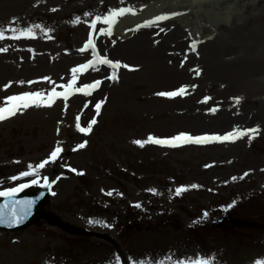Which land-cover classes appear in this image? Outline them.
I'll return each instance as SVG.
<instances>
[{"label":"rangeland","instance_id":"374dc122","mask_svg":"<svg viewBox=\"0 0 264 264\" xmlns=\"http://www.w3.org/2000/svg\"><path fill=\"white\" fill-rule=\"evenodd\" d=\"M150 1L0 0V194L51 187L0 264H264V0L116 30Z\"/></svg>","mask_w":264,"mask_h":264},{"label":"bare ground","instance_id":"6f19581e","mask_svg":"<svg viewBox=\"0 0 264 264\" xmlns=\"http://www.w3.org/2000/svg\"><path fill=\"white\" fill-rule=\"evenodd\" d=\"M248 1L249 0H166L164 2H158L154 0L144 4L145 7L138 14L123 17L117 24L116 30L122 33L124 28L129 31L130 25L135 22H143L146 20L145 23L150 25L155 19L173 15L178 16V18L184 22V25H187L188 20L193 21L190 35L193 40H197L213 32L221 21H229L233 11L245 7ZM149 9L150 15H145L146 11ZM207 13L215 14L216 20H214L213 23H202L203 18L201 17ZM126 46L127 45H124L122 48ZM128 48L129 50L142 51L145 55L147 52H150L151 56L157 59L164 60L165 57V55L160 56L153 54L156 49H163V47L149 46L144 35L135 38L134 43ZM5 67L6 66L0 65V71ZM71 104H77L75 98H73Z\"/></svg>","mask_w":264,"mask_h":264},{"label":"water","instance_id":"95a60500","mask_svg":"<svg viewBox=\"0 0 264 264\" xmlns=\"http://www.w3.org/2000/svg\"><path fill=\"white\" fill-rule=\"evenodd\" d=\"M46 186L32 191L8 195L0 199V229L17 230L38 222L46 216L43 207L48 202Z\"/></svg>","mask_w":264,"mask_h":264}]
</instances>
